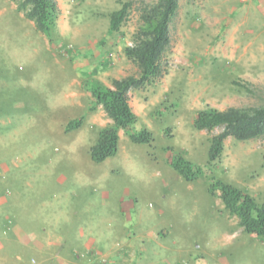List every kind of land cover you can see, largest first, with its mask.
<instances>
[{
    "label": "rangeland",
    "instance_id": "rangeland-1",
    "mask_svg": "<svg viewBox=\"0 0 264 264\" xmlns=\"http://www.w3.org/2000/svg\"><path fill=\"white\" fill-rule=\"evenodd\" d=\"M128 1L125 21L109 32V14ZM139 1L57 0L46 36L14 1L0 0V264H58L59 256L90 264L94 235L140 245L136 264L144 255L153 264H264V238L244 232L209 191L221 180L264 202V135L228 136L208 162L221 128L193 126L206 107L264 105V0H178L162 75L127 92L152 140L134 143L119 129L117 152L93 162L89 147L111 120L89 85L138 74L124 48ZM178 155L205 175L184 179L169 163Z\"/></svg>",
    "mask_w": 264,
    "mask_h": 264
},
{
    "label": "trees",
    "instance_id": "trees-1",
    "mask_svg": "<svg viewBox=\"0 0 264 264\" xmlns=\"http://www.w3.org/2000/svg\"><path fill=\"white\" fill-rule=\"evenodd\" d=\"M25 18L34 23L35 28L49 36L58 17L57 0H12ZM131 2H124L109 14L108 31H117L125 21ZM178 0H155L152 3L139 1L137 8L139 25L132 35V43L124 48L125 56L137 67L136 76L128 75L112 79L111 86L90 83L89 90L93 102L100 105L111 124L102 127L96 141L89 147L93 162H102L114 155L118 148V130L122 129L134 143H149L151 132L145 127H137V116L132 111L127 98L130 89H138L151 79L162 75L161 58L169 45V23L176 14ZM249 90L248 88H246ZM83 116L69 120L64 130L70 131L80 126ZM193 126L198 130L210 131L215 127L221 131L210 138L207 161L216 160L223 148V141L231 136L237 140H247L264 135V105L255 107H228L218 110L206 107L197 111ZM170 165L186 180L205 175L204 166L193 165L178 155L170 158ZM210 193H218L223 207L237 218L238 225L248 234L264 238V202L258 203L246 191L223 182L212 181Z\"/></svg>",
    "mask_w": 264,
    "mask_h": 264
},
{
    "label": "crops",
    "instance_id": "crops-1",
    "mask_svg": "<svg viewBox=\"0 0 264 264\" xmlns=\"http://www.w3.org/2000/svg\"><path fill=\"white\" fill-rule=\"evenodd\" d=\"M146 232L145 233L148 237L152 238L153 240L156 239V235L152 230H147ZM117 238L118 240L116 239V241L109 244L106 243V241L108 240L107 238H105V242L104 240L102 242L100 241L98 235L91 236L89 241L85 244L87 251L88 249L90 250V264L99 263L98 258L96 259V255L99 256V260L101 263H104L106 261L105 264H136L134 263V261L136 260V254L134 251L141 246H135V244H132L129 239H126V237L121 236L120 238ZM140 250L143 249L141 248ZM163 260L164 263H167L165 259ZM75 261H77L76 257H58V264H76ZM143 261L144 263H141L140 261L138 262V264H153L154 262L152 257H147L146 255L143 256Z\"/></svg>",
    "mask_w": 264,
    "mask_h": 264
}]
</instances>
